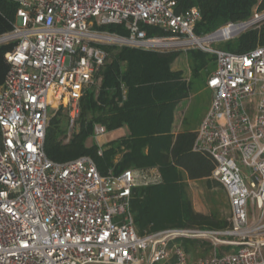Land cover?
I'll list each match as a JSON object with an SVG mask.
<instances>
[{"label": "built area", "instance_id": "built-area-1", "mask_svg": "<svg viewBox=\"0 0 264 264\" xmlns=\"http://www.w3.org/2000/svg\"><path fill=\"white\" fill-rule=\"evenodd\" d=\"M12 1L16 21L0 38L17 42L0 86V264H264V46L244 54L210 46L263 23L264 11L227 24L220 29L226 37L220 31L205 40L195 35L201 11L177 13V0ZM102 26H121L126 35ZM144 26L169 37H149ZM195 44L216 56V69L193 150L216 163L211 178L228 195L230 226L140 234L133 189L159 183L161 174L102 175L90 156L53 161L44 149L47 130L62 108L70 131L77 127L84 91L106 63L104 46L171 51ZM106 131L97 125L95 138ZM180 239L209 242L213 255L190 260L171 247Z\"/></svg>", "mask_w": 264, "mask_h": 264}, {"label": "trees", "instance_id": "trees-1", "mask_svg": "<svg viewBox=\"0 0 264 264\" xmlns=\"http://www.w3.org/2000/svg\"><path fill=\"white\" fill-rule=\"evenodd\" d=\"M194 7L202 15L195 34L202 36L229 23L250 21L255 11H264V0H177L176 11L182 13ZM17 10L18 4L12 0H0V38L12 32ZM99 29L126 35L121 26ZM144 29L149 37H169L167 32L155 27L144 26ZM16 44H0V86L10 70L6 54L13 51ZM258 46H264V22L225 42L222 50L244 54ZM103 49L108 57L97 71L94 84L84 91L78 130L69 135L68 115L62 110L51 119L44 144L48 158L66 162L90 156L102 175L134 168L159 169L162 178L159 183L133 189L132 211L140 234L147 228L152 232L168 227L228 228L230 222L215 213L197 212L189 194L187 180H210L215 161L209 155L193 150L196 132L175 134L173 131L176 109L191 95L192 80L202 79L207 84L215 71L212 66L216 56L201 49H190L187 57L192 75L187 80L181 70L172 69L180 56L178 51H149L114 45ZM97 125L108 131L127 127L129 135L101 146L94 141ZM199 249H202L200 255L214 251L209 242L201 243ZM223 251L227 249H221L220 253ZM187 253L196 255L195 250L188 249Z\"/></svg>", "mask_w": 264, "mask_h": 264}, {"label": "rangeland", "instance_id": "rangeland-1", "mask_svg": "<svg viewBox=\"0 0 264 264\" xmlns=\"http://www.w3.org/2000/svg\"><path fill=\"white\" fill-rule=\"evenodd\" d=\"M260 1V0H259ZM225 26L221 27L220 29L224 28ZM218 29V30H220ZM217 30V31H218ZM212 34V33H211ZM196 35V34H195ZM202 35L197 36L198 38H205L209 36ZM227 41H217L211 43V47L214 49H222L223 44ZM192 49H201V47L198 44L188 46V47H181V48H175L171 51H178L180 52V56L176 60L175 69L181 70L184 73V76H187L188 78L191 77V68H190V61L187 57V52ZM202 50V49H201ZM211 57V55H208V58ZM213 69H216V63L212 66ZM211 68V69H212ZM192 92L191 97L185 101L182 102L181 111H185L184 118H185V128H196L200 121L202 120V117L207 110L209 106V100L211 92L207 91L204 85V82L202 79L194 78L192 80ZM62 110L63 113H66L64 109ZM60 110L58 112H60ZM178 124L182 122V114H178ZM78 130V127L72 129L70 131V128L68 130V133L72 135L74 132ZM123 133V130H114V131H106L104 135L98 136L94 138V141L103 146L106 143L115 140ZM135 169V168H134ZM137 170V169H135ZM245 171H247L245 169ZM155 172H153L154 174ZM188 188H189V194L192 199L193 207L196 211L204 212L205 214H211L215 213L216 215L220 216L222 219H225L228 221V218L231 216V208L228 201V196L226 194V191L224 188L218 183H215L214 179L206 180V181H188ZM210 183V184H209ZM168 228H174V227H168ZM165 228V229H168ZM175 228H181V227H175ZM163 229V230H165ZM147 231V232H146ZM144 233H151L152 230L150 228H147ZM157 232V231H154ZM204 241H195V240H176L171 243L172 249L174 247H181L185 252L187 253V250L194 251L196 255H193V253H187L190 260H196L199 258L209 257L213 255L214 251H211L209 254L200 255L202 249H199L201 246V243ZM206 243V241L204 242ZM225 249V248H222ZM221 249H219V252ZM193 255V256H192ZM263 255H264V249H263Z\"/></svg>", "mask_w": 264, "mask_h": 264}, {"label": "crops", "instance_id": "crops-1", "mask_svg": "<svg viewBox=\"0 0 264 264\" xmlns=\"http://www.w3.org/2000/svg\"><path fill=\"white\" fill-rule=\"evenodd\" d=\"M175 64H176V61H175V63L173 64V66H172V69L173 70H176L175 69ZM186 78H187V80H189L191 77H187V76H185ZM205 85V88H206V90L207 91H210L211 92V95H210V100H209V106H208V108H207V110L205 111V113H204V115H203V117H202V120L200 121V123L198 124V126L196 127V128H185L184 126H185V118H184V113H185V111H181V106H182V102L183 101H185V100H187V99H189L191 96H189L187 99H185V100H183L179 105H178V107H177V109H176V112H175V124H174V133L175 134H177V133H180V132H183V131H194V132H197L198 131V129H199V127H200V125H201V123H202V121H203V119H204V117L206 116V114H207V112H208V110L210 109V106H211V104H212V100H213V92L210 90V89H208L207 88V84H204ZM178 114H182V117H183V119H182V122L181 123H179L178 124ZM118 130H123V133L118 137V138H116L115 140H118V139H120V138H122V137H126L127 135H129V130H128V128L127 127H123V128H121V129H118ZM115 140H113V141H115ZM111 142V141H110ZM247 170V169H246ZM155 171H158L159 173H160V171H159V169H157V168H153V169H151V172H155ZM243 171L245 172V173H247L248 172V170L247 171H245V168H243ZM161 174V173H160ZM210 179H212V178H210ZM188 181H192V180H187V182ZM202 181H205V180H202ZM193 182H195V181H193ZM217 182V181H216ZM220 184V183H219ZM221 185V184H220ZM222 186V185H221ZM223 187V186H222ZM224 188V187H223ZM225 190V189H224ZM226 191V190H225ZM227 194V193H226ZM228 196V195H227ZM228 201H229V199H228ZM229 205H230V203H229ZM231 208V207H230ZM197 212H199V213H203V214H205L204 212H201V211H197ZM230 218H231V216L228 218V221L230 220Z\"/></svg>", "mask_w": 264, "mask_h": 264}, {"label": "water", "instance_id": "water-1", "mask_svg": "<svg viewBox=\"0 0 264 264\" xmlns=\"http://www.w3.org/2000/svg\"><path fill=\"white\" fill-rule=\"evenodd\" d=\"M242 27L244 28V26H242ZM242 27L238 30V32H240L241 30H243ZM220 31H221V30L215 31L214 33L210 34L209 36H207V37H205V38H203V39L206 40V39L209 38V37L216 36V35H218V33H219Z\"/></svg>", "mask_w": 264, "mask_h": 264}, {"label": "bare ground", "instance_id": "bare-ground-1", "mask_svg": "<svg viewBox=\"0 0 264 264\" xmlns=\"http://www.w3.org/2000/svg\"><path fill=\"white\" fill-rule=\"evenodd\" d=\"M228 30L227 29H225V30H222L221 32H220V34L222 35V36H224V37H226L227 35H228Z\"/></svg>", "mask_w": 264, "mask_h": 264}]
</instances>
